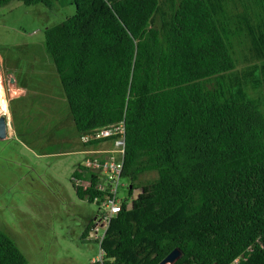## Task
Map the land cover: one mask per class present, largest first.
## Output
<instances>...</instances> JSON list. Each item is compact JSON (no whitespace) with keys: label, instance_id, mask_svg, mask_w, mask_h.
I'll list each match as a JSON object with an SVG mask.
<instances>
[{"label":"trees","instance_id":"1","mask_svg":"<svg viewBox=\"0 0 264 264\" xmlns=\"http://www.w3.org/2000/svg\"><path fill=\"white\" fill-rule=\"evenodd\" d=\"M70 4L44 46L73 134L124 118L127 196L155 174L110 219L104 264H158L174 248L171 264H264V0ZM71 177L93 202L97 174L78 163ZM26 262L0 229V264Z\"/></svg>","mask_w":264,"mask_h":264},{"label":"rangeland","instance_id":"2","mask_svg":"<svg viewBox=\"0 0 264 264\" xmlns=\"http://www.w3.org/2000/svg\"><path fill=\"white\" fill-rule=\"evenodd\" d=\"M70 2L56 0L47 8L12 0L0 6V68L4 74L17 72L29 91L41 94L33 102L10 104L6 112L8 92L0 91V115L9 113L10 123L0 138V229L26 264H89L99 253L97 242L81 238L98 207L80 199L71 184V173L86 155L44 46V29L74 14ZM154 176L140 175L130 197V181L122 177L119 198L129 204L141 183Z\"/></svg>","mask_w":264,"mask_h":264},{"label":"built area","instance_id":"3","mask_svg":"<svg viewBox=\"0 0 264 264\" xmlns=\"http://www.w3.org/2000/svg\"><path fill=\"white\" fill-rule=\"evenodd\" d=\"M3 92H8L6 99L7 108L9 102L19 97V88L10 83L9 80L1 77ZM9 120V113H8ZM83 149L81 152L86 155L81 164L90 172L96 173L98 181L94 189L99 192L93 199L97 205V212L91 219L92 224L84 234L85 239H93L99 246L98 256L93 262L104 264V251L101 248V241L108 227L109 221L114 217L121 207L122 200L119 198V188L124 186L120 181L122 178L123 157L125 148V123L124 118L114 123L95 128L91 132L79 136ZM105 139V140H104ZM99 141V142H98ZM110 143L111 146H105ZM75 186L83 191L91 185L88 180H81L72 177ZM237 259L231 264H236Z\"/></svg>","mask_w":264,"mask_h":264},{"label":"water","instance_id":"4","mask_svg":"<svg viewBox=\"0 0 264 264\" xmlns=\"http://www.w3.org/2000/svg\"><path fill=\"white\" fill-rule=\"evenodd\" d=\"M0 73V91L3 92V85L1 81ZM22 78L18 74H13L9 77V82L14 83L16 81H21ZM10 131V123L8 117L4 114L0 115V138H5ZM181 255V252L178 248L172 249L158 264H171L176 261Z\"/></svg>","mask_w":264,"mask_h":264},{"label":"crops","instance_id":"5","mask_svg":"<svg viewBox=\"0 0 264 264\" xmlns=\"http://www.w3.org/2000/svg\"><path fill=\"white\" fill-rule=\"evenodd\" d=\"M0 73H1L2 77L4 78V76L10 77L11 75L16 74L17 72L12 71V72H9L8 74H4V72L0 68ZM21 78H22V76H21ZM5 82H7L6 79H5ZM13 84H15L19 88V93H21V94L19 95V97L17 96V98H14L13 100H11L10 104H19V103L24 102L26 100H30V102L31 101L33 102V101H36L37 98H39L41 95L38 90L33 89V91H29L24 85L23 78L21 81H16ZM10 104H9V107H10ZM68 139H69V137H67V136L62 138V140H64V141H66ZM105 146H107V144H105Z\"/></svg>","mask_w":264,"mask_h":264},{"label":"bare ground","instance_id":"6","mask_svg":"<svg viewBox=\"0 0 264 264\" xmlns=\"http://www.w3.org/2000/svg\"><path fill=\"white\" fill-rule=\"evenodd\" d=\"M0 111H1V106H0ZM6 112H7V105H6ZM3 114L5 115V113L3 112Z\"/></svg>","mask_w":264,"mask_h":264},{"label":"clouds","instance_id":"7","mask_svg":"<svg viewBox=\"0 0 264 264\" xmlns=\"http://www.w3.org/2000/svg\"><path fill=\"white\" fill-rule=\"evenodd\" d=\"M2 76V75H1Z\"/></svg>","mask_w":264,"mask_h":264}]
</instances>
